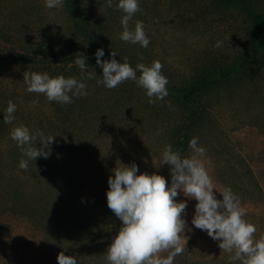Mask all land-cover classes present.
Instances as JSON below:
<instances>
[{
  "label": "rangeland",
  "instance_id": "374dc122",
  "mask_svg": "<svg viewBox=\"0 0 264 264\" xmlns=\"http://www.w3.org/2000/svg\"><path fill=\"white\" fill-rule=\"evenodd\" d=\"M83 1L99 7L96 16H108L111 33L120 36L123 31L120 21L124 13L116 8L119 0H112L111 8L107 7V0ZM138 3L140 11L129 21V28L134 29L136 21L143 22L150 43L144 48L138 43L122 40L121 49L126 55L143 56L145 65L147 59L151 63L159 61L163 65L162 72L177 81L187 79L199 66L202 50L207 48L214 53L228 54L243 28L241 21L225 9L206 13L204 20L196 26L192 25L195 5L180 4L182 10H179L178 0H138ZM64 5L65 0L62 7L49 9L45 7V0H0L1 53L7 50L21 52L27 42L34 43L41 36H68L70 25ZM25 71L30 72L27 68L10 67L4 61L0 63V150L4 152L3 159H0V172L6 177L12 175L16 168L22 170L19 162L27 159L11 139L12 129L24 125L35 134L37 130L47 129V118L51 120L46 97L26 91ZM101 76L84 82L88 98L69 93L72 100L75 98L71 106L81 103L87 109L101 110L94 120H90V127L94 129L84 133L81 140H68L59 145L66 148L73 144L77 148V157L82 158V169L71 177L67 176V180L62 178V189L53 199L60 204L58 213L64 233L78 226L73 222V207L84 210L94 206V216L110 212L106 199L107 181L115 166L135 163L137 175L154 174L159 167L169 166L158 167L157 161L161 159L165 146V126L173 125L177 119L175 111L169 108L170 104L155 97L152 98L155 103H149L146 91L129 80L121 83L133 94L121 108L122 117L107 119L109 110L117 105V97L112 98L110 89L97 83ZM111 90L118 93L119 85ZM81 98L82 102H79ZM34 100L37 103L33 104ZM8 101L16 105L12 123L4 122ZM101 104L102 107L99 106ZM114 110H119L118 106ZM212 111L210 121L198 138V146L206 150L200 159L213 179L216 198L222 200L221 189L230 187L241 200L246 212L244 218L256 226L255 237L259 239L264 234V73L241 87L233 97L222 96ZM74 126L77 131L79 123ZM60 147L54 152L60 153ZM193 154L191 150L189 157ZM90 178L98 181L92 191L84 187ZM70 184L76 192L69 191ZM15 186L22 193L23 187ZM175 200L186 202L187 207L181 217L186 223L185 250L175 257L174 264H240L232 261L231 254L218 247L220 241L213 240L206 231L192 225L197 201L179 192ZM2 218L0 214V264H57V253L56 257H51L50 252L40 248L39 242L33 240L27 229L19 227L22 220L18 216L9 214ZM68 245L74 247L72 243ZM101 253V264H108L107 250ZM161 255L167 256L168 253Z\"/></svg>",
  "mask_w": 264,
  "mask_h": 264
},
{
  "label": "trees",
  "instance_id": "16d2710c",
  "mask_svg": "<svg viewBox=\"0 0 264 264\" xmlns=\"http://www.w3.org/2000/svg\"><path fill=\"white\" fill-rule=\"evenodd\" d=\"M92 3L94 4V1ZM178 4L179 10H182L180 4L195 5L193 9L195 19L192 25L197 26L204 20L206 13H218L216 11L220 9L228 10L243 24L241 33L236 43L231 45L228 54L214 53L207 48L202 50L199 66L195 67L184 81L172 79L162 72L168 80L166 86L168 95L163 100L170 104L169 108L177 115L173 125L165 126L164 145H171L173 151H179L182 157H189L191 151L188 147L189 140L202 135L201 132L210 121L212 110L220 98L233 97L241 87L264 73V0H178ZM64 6L70 25L68 36L65 38L41 36L39 40H34V43L27 42L21 52L0 51V63L4 61L10 67L47 73L53 78L60 75L65 78L75 77L81 82L89 79L86 72L74 63L77 53H83L87 57L86 70L93 71L96 77L102 75V69L96 64L97 49L104 51L101 61L116 59L123 63L127 58L134 69L137 64L144 63L143 56L126 55L121 49L122 40L110 31L111 19L108 16H96L95 12L99 7L84 3L83 0H65ZM225 14L227 13H223ZM113 51L117 56H111ZM151 64L147 59V66ZM136 74L138 78L139 71ZM110 92L112 98L117 97L115 100L117 105L109 110L107 119L122 117L121 108L125 107L126 101H129L133 94L125 84L119 85L118 93L114 91L112 93L111 89ZM85 97L88 98L87 96L82 98ZM82 98L78 101L82 102ZM47 102L52 109L51 113L50 109L47 112L51 120L44 115L49 120L48 126L47 129L40 131L45 137H54L53 143L49 145L50 155L47 159L41 157L34 162L29 161L28 170L25 172L16 168L13 174L7 177L0 172L2 175L0 214L3 218L9 214L18 216L22 220L19 227L24 226V230L27 229L33 240L39 242L38 246L50 252L51 257H56L55 253L58 255L63 251L65 255L75 257L77 264H101L102 260L99 259L101 252H106L107 246L121 227V221L111 210L107 214L101 212L100 215L94 216L96 213L94 206L84 210L73 207V222L78 226L67 229L64 233L58 213L60 204L53 200L62 189V178L66 177L64 179L67 180V176L71 177L82 169V158L77 157V148L73 144L66 148L59 145L68 140L79 141L84 133L94 129L90 127V120H94L101 109H87L81 103L71 106L75 102L74 97L71 103L66 104L48 100ZM136 104L138 105L137 102ZM116 106L119 110H114ZM76 122L79 123L78 132L74 128ZM33 143L37 144L36 147L39 149L41 138L37 137ZM57 147L62 149L60 153L54 152ZM3 156L4 152L0 150V159H3ZM154 171H156L154 174L163 176L168 185H171L170 166L159 167ZM15 185L23 187L22 193ZM97 185L98 181L92 178L86 180L84 187L92 191ZM68 189L72 193L76 192L72 190L71 184ZM66 234L67 236L63 237ZM71 243L74 247L68 245Z\"/></svg>",
  "mask_w": 264,
  "mask_h": 264
},
{
  "label": "clouds",
  "instance_id": "9594fccd",
  "mask_svg": "<svg viewBox=\"0 0 264 264\" xmlns=\"http://www.w3.org/2000/svg\"><path fill=\"white\" fill-rule=\"evenodd\" d=\"M63 3L64 0H45V7H62ZM112 6V0H107V7ZM116 8L124 13L120 21L123 31L119 39L146 48L150 40L144 31L143 22L136 21L134 29L129 28V21L140 11L138 0H119ZM103 55L102 49L96 50V64L102 69L98 84L113 89L127 80L135 81L138 87L146 91L149 103H155L153 97L163 100L168 95V80L162 75L163 65L159 61H153L150 66L139 63L134 69L127 58L123 63L116 59L101 61ZM111 56L117 54L113 51ZM86 59L83 53H77L74 63L86 72L87 79H95V73L86 70ZM137 71L140 73L138 78ZM23 81L27 85V92L45 94L50 102L71 103L69 93L78 97L87 96V85L75 77L60 75L53 78L47 73L25 71ZM15 111L16 105L8 101L5 123L13 122ZM37 137L41 138L39 149L33 143ZM11 139L27 158L19 162L20 169L25 171L28 170L29 161L48 158L51 152L49 145L54 141L53 136L45 137L40 130L33 134L24 125L12 129ZM188 147L194 154L182 157L179 151H173L171 145H165L161 159L157 161L158 167L170 166V186L161 175H137L135 163H120L119 167L115 166L112 170L107 181V207L121 221V227L107 248L108 264H174L175 257L184 252L186 245V223L181 217L187 203L176 202L178 192L197 201L192 225L206 231L213 240L220 241L218 247L231 254L232 261L264 264V234L259 239L255 237L257 228L244 218L246 212L241 200L230 187L221 189L219 194L222 200L216 198L213 179L200 159L206 150L198 146V138H191ZM165 252L168 255L162 256ZM56 259L57 264H77L75 257L67 256L63 251Z\"/></svg>",
  "mask_w": 264,
  "mask_h": 264
}]
</instances>
